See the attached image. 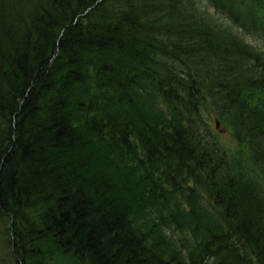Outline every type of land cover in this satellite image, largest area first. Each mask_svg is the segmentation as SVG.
Listing matches in <instances>:
<instances>
[{"label":"trees","instance_id":"1","mask_svg":"<svg viewBox=\"0 0 264 264\" xmlns=\"http://www.w3.org/2000/svg\"><path fill=\"white\" fill-rule=\"evenodd\" d=\"M261 93L264 0H0L15 264H264Z\"/></svg>","mask_w":264,"mask_h":264},{"label":"rangeland","instance_id":"2","mask_svg":"<svg viewBox=\"0 0 264 264\" xmlns=\"http://www.w3.org/2000/svg\"><path fill=\"white\" fill-rule=\"evenodd\" d=\"M260 97H264V93H261ZM201 114L228 157L238 156L240 147L232 135V130L227 120L216 117L215 112L206 100L202 102ZM3 219V217H0V264H15L10 243V232L7 228L8 222Z\"/></svg>","mask_w":264,"mask_h":264}]
</instances>
